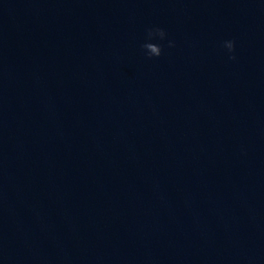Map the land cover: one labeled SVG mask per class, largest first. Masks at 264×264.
I'll use <instances>...</instances> for the list:
<instances>
[{
    "label": "water",
    "instance_id": "obj_1",
    "mask_svg": "<svg viewBox=\"0 0 264 264\" xmlns=\"http://www.w3.org/2000/svg\"><path fill=\"white\" fill-rule=\"evenodd\" d=\"M0 264H264V0H0Z\"/></svg>",
    "mask_w": 264,
    "mask_h": 264
},
{
    "label": "clouds",
    "instance_id": "obj_2",
    "mask_svg": "<svg viewBox=\"0 0 264 264\" xmlns=\"http://www.w3.org/2000/svg\"><path fill=\"white\" fill-rule=\"evenodd\" d=\"M167 37H168L167 32L162 28L154 27V28H148L146 30L147 42H145L142 45V49L146 53L148 59H153V58L158 59L164 54L163 47L158 43H153L152 41H155L157 39L160 41H164L167 39ZM174 46L175 45L173 42H169L168 47H174ZM223 47L230 54L229 58L231 60H236V56L234 55L236 51L235 41L232 40L225 41Z\"/></svg>",
    "mask_w": 264,
    "mask_h": 264
}]
</instances>
